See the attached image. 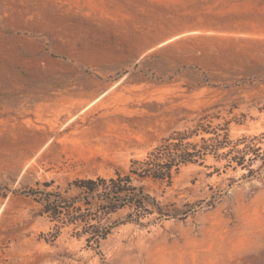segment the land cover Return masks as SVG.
Instances as JSON below:
<instances>
[{"label":"rangeland","instance_id":"rangeland-1","mask_svg":"<svg viewBox=\"0 0 264 264\" xmlns=\"http://www.w3.org/2000/svg\"><path fill=\"white\" fill-rule=\"evenodd\" d=\"M179 132L234 150L132 175L138 210L78 184ZM0 264H264V0H0Z\"/></svg>","mask_w":264,"mask_h":264},{"label":"trees","instance_id":"trees-1","mask_svg":"<svg viewBox=\"0 0 264 264\" xmlns=\"http://www.w3.org/2000/svg\"><path fill=\"white\" fill-rule=\"evenodd\" d=\"M199 24L211 25L216 28H250L253 16L246 13H207L203 14L201 18H195ZM186 132H179L177 136L166 141L160 146L156 147L147 157V159H135L132 161L129 174H117L116 177L97 179H81L78 184L84 187V190L89 193H98V195L106 196L104 199L108 201L109 208L105 213H111L118 208L129 206L131 208L139 209L145 206L150 195L143 192L140 194L137 190L143 189L133 185V176L137 177H153L155 180L167 181L172 184L173 174L172 169L175 167L176 171L182 164L188 162H196L199 158H204L207 153H215L217 156L232 153L234 148H231L226 153H219V149L225 147L227 140H219L217 137L203 139V143L198 147V144L185 142ZM249 147L248 145L245 146ZM237 149V152L245 151L246 149ZM252 158H249L251 160ZM232 160H235L238 165L245 167L247 164L244 155L234 154ZM160 213L170 217L171 214L163 210V206L156 203ZM141 215V214H140ZM143 215V214H142ZM87 223V228L91 227L92 236L90 239H95L98 243L102 238H105L110 232L111 227H104L99 222L98 224H89L88 215L81 216ZM89 217V218H88ZM132 220V213L129 215ZM89 239V240H90Z\"/></svg>","mask_w":264,"mask_h":264}]
</instances>
